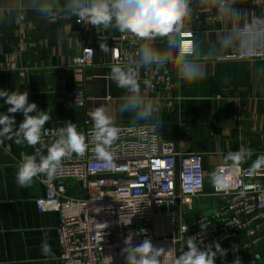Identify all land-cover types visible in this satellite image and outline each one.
I'll use <instances>...</instances> for the list:
<instances>
[{
	"label": "crops",
	"instance_id": "obj_1",
	"mask_svg": "<svg viewBox=\"0 0 264 264\" xmlns=\"http://www.w3.org/2000/svg\"><path fill=\"white\" fill-rule=\"evenodd\" d=\"M230 8L218 11L221 21L214 24L193 21L192 11L177 25L176 37L192 43L194 60L191 75L175 81L173 92L150 90L143 83L146 73L166 67L175 45L167 38L155 37L135 43L130 33L112 26H92L65 10L67 0H0V90L28 93V102L50 119L44 127L54 128L71 121L75 125L90 119L92 109L103 106L113 125L153 123L160 137L175 143L180 155H199L203 169V194L194 199L193 210L184 222L217 209L213 196V174L218 166H251L264 154V57L235 59L241 47L243 29L262 30L264 53V7L251 0H234ZM42 8H50L44 15ZM107 44L109 51L100 50ZM151 47L152 63L138 55L141 45ZM84 47L94 55L84 68L72 66V59ZM119 48L137 73L139 93L119 88L111 80V49ZM159 58V62L157 61ZM81 91L84 106L69 98ZM121 106L129 110L121 112ZM0 99V114L7 108ZM146 112L143 118L139 113ZM35 113H30L34 115ZM18 124L22 113L14 114ZM15 127V126H14ZM34 146L15 143V137H0V264H58L56 230L60 216L38 212L35 200L45 193V186L33 178L25 186L16 181L17 165ZM43 155L47 146H42ZM250 150L245 162L234 164L225 157L229 152ZM48 179L46 174L43 176ZM68 185L66 195L74 197ZM47 238L54 255L45 256L42 242ZM264 257V243L254 252ZM245 264H254L247 260Z\"/></svg>",
	"mask_w": 264,
	"mask_h": 264
},
{
	"label": "built area",
	"instance_id": "obj_2",
	"mask_svg": "<svg viewBox=\"0 0 264 264\" xmlns=\"http://www.w3.org/2000/svg\"><path fill=\"white\" fill-rule=\"evenodd\" d=\"M234 2L188 0V9L195 24H214L221 21L218 11L232 7ZM250 3L264 7V0ZM240 35L239 53L228 58L252 61L264 57L262 30L243 29ZM128 38L135 43L144 41L133 35ZM93 55L91 47H84L72 59V66H88ZM192 60V43L187 53L182 45L175 46L166 67L149 70L144 80L151 82L150 90L171 93L175 81L191 75ZM127 62L128 56L119 48L111 49L113 65ZM69 98L80 107L86 101L78 90L71 91ZM114 126L119 131L109 148L111 163L97 157L93 125L85 122L76 125L77 131L85 135V153L62 159L51 180L45 179V174L34 177L45 186L44 195L35 200L38 212H55L60 216L56 230L58 264H126L121 250L129 233L136 234L134 243L150 238L155 247L163 248L159 264H173L180 250H186L185 239L189 236H195L202 249L219 242L227 254H217L215 264H233L236 257L241 264L247 260L264 264V257L254 254L258 244L264 243V168L250 171L251 166L216 167L215 175L226 185L218 189L213 183L217 209L184 222V216L193 210L194 199L203 194L200 156L180 155L175 143L163 140L153 123ZM64 127L66 123L54 128L43 126L41 143L34 146L33 154L43 155L42 146H50ZM68 185L81 188L85 196L68 197ZM200 225L208 227L201 230ZM141 228L146 232L139 233Z\"/></svg>",
	"mask_w": 264,
	"mask_h": 264
},
{
	"label": "clouds",
	"instance_id": "obj_3",
	"mask_svg": "<svg viewBox=\"0 0 264 264\" xmlns=\"http://www.w3.org/2000/svg\"><path fill=\"white\" fill-rule=\"evenodd\" d=\"M65 10L69 15L77 16L78 23L87 21L92 26H112L121 33H130L140 40H151L155 37L167 38L171 44L183 46L185 52L190 51V43L180 42L175 35L177 25H182L184 19L189 15L188 0H67ZM42 14L48 15L50 8H42ZM187 45V46H186ZM102 52L107 53V44H100ZM138 55L144 63H152L151 47L143 44L138 49ZM159 58L157 57V61ZM111 80L119 88H124L132 93H139L140 85L137 80V73L134 68L128 66L122 68L115 65L111 69ZM143 83L147 88L152 84L149 80ZM0 99H3L7 108L6 113L0 114V137L13 139L15 143H27L35 146L41 143V131L45 123L50 119L46 111H38L35 103L28 102L26 91L0 90ZM121 112L129 110L121 106ZM22 113L23 119L16 124V113ZM30 113H35L30 115ZM90 119L93 123V140L95 142V153L97 157L111 163L112 154L110 146L117 139L119 129L113 125L112 119L106 114L103 106L96 107L90 112ZM143 118L146 112L139 113ZM15 126V127H14ZM87 149L85 135L78 132L76 125L71 121L66 122V127L59 130V136L50 146H47L46 155H25L17 165L16 181L20 186H25L41 174H46L51 180L54 178L57 169L64 158L70 157L73 153L83 155ZM251 156L250 150L229 152L226 160L240 164ZM264 168V154L257 156L251 165L250 171ZM213 183L218 189L226 187L221 177L213 174ZM244 195L243 192L240 193ZM130 223V222H129ZM107 227L106 224H102ZM205 230L208 225H200ZM188 230L185 226V232ZM139 233H145V229H139ZM135 233H129L124 239V247L121 252L125 257L126 264H159V257L163 248L155 247L150 238H145L140 243H134ZM201 242H197L195 236L185 239V248L180 250L179 256L175 257L173 264H215L217 254L225 256L226 250L219 242L206 245L203 249ZM42 252L45 256L54 255L47 238L42 242ZM110 260V258H107ZM233 264H241L239 257L233 260Z\"/></svg>",
	"mask_w": 264,
	"mask_h": 264
},
{
	"label": "rangeland",
	"instance_id": "obj_4",
	"mask_svg": "<svg viewBox=\"0 0 264 264\" xmlns=\"http://www.w3.org/2000/svg\"><path fill=\"white\" fill-rule=\"evenodd\" d=\"M70 191L73 192L75 198H83L85 196L84 191L81 188H78V190L72 189Z\"/></svg>",
	"mask_w": 264,
	"mask_h": 264
},
{
	"label": "water",
	"instance_id": "obj_5",
	"mask_svg": "<svg viewBox=\"0 0 264 264\" xmlns=\"http://www.w3.org/2000/svg\"><path fill=\"white\" fill-rule=\"evenodd\" d=\"M78 186H80V185H78Z\"/></svg>",
	"mask_w": 264,
	"mask_h": 264
},
{
	"label": "snow or ice",
	"instance_id": "obj_6",
	"mask_svg": "<svg viewBox=\"0 0 264 264\" xmlns=\"http://www.w3.org/2000/svg\"><path fill=\"white\" fill-rule=\"evenodd\" d=\"M187 46V45H186Z\"/></svg>",
	"mask_w": 264,
	"mask_h": 264
}]
</instances>
